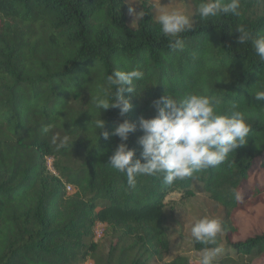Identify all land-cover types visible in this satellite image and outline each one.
Listing matches in <instances>:
<instances>
[{
	"label": "trees",
	"instance_id": "obj_1",
	"mask_svg": "<svg viewBox=\"0 0 264 264\" xmlns=\"http://www.w3.org/2000/svg\"><path fill=\"white\" fill-rule=\"evenodd\" d=\"M192 1L195 11L199 0ZM140 4L145 15L133 27L127 0H0V264H80L88 256L93 264H193L186 254L166 260L165 217L166 197L193 195L195 182L224 210L216 264L264 258V231L235 238L236 212L264 198L258 185L239 192L264 159V100L254 95L264 88V63L251 41L239 44L235 29L264 34V2L242 0L239 17H195L194 29L182 34L183 51L169 49L151 0ZM118 68H139L144 78L124 92L127 113L99 115L92 98ZM168 92L213 95L221 109L237 104L251 127L247 142L217 168L172 185L137 177L130 189L125 174L107 164L121 143L111 133L124 120L136 123L126 143L139 157L140 117H153V102ZM98 115L104 129L95 128ZM47 124L52 132L43 135ZM55 132L71 137L60 150L51 143ZM98 221L115 237L108 249L93 238Z\"/></svg>",
	"mask_w": 264,
	"mask_h": 264
},
{
	"label": "clouds",
	"instance_id": "obj_2",
	"mask_svg": "<svg viewBox=\"0 0 264 264\" xmlns=\"http://www.w3.org/2000/svg\"><path fill=\"white\" fill-rule=\"evenodd\" d=\"M153 6L157 13L154 21L162 35L168 39V47L172 51L184 50L182 34L194 29L195 17L209 20L242 15V0H199L194 12L180 6L164 7L160 0H156ZM129 11L135 18H143L145 15L142 10L136 11L134 6H130ZM235 31L239 33V44L251 41L259 61L264 63V34L253 36L244 25H238ZM143 78L144 72L139 68H118L107 75L100 93L92 98L99 115L102 109L109 108H119L121 114L127 113L132 104L124 92L136 90L134 81ZM254 95L257 100H264V88ZM153 103L155 115L151 118L140 117L139 120V128L143 132L138 138L142 146L139 157L136 156V150L129 148L126 143L129 134L137 131L136 123L124 120L111 133L118 136L121 143L107 164L125 174L130 189L136 187L137 177L159 176L164 185H172L217 168L239 146L246 144L251 131L245 113L237 104L221 109V101L213 95L197 92L175 95L168 92ZM99 115L95 120L96 130L105 127V121ZM52 128L51 124L43 125L41 133L48 135ZM103 136L107 139L109 133L104 131ZM70 141L69 135L61 136L59 132L51 135V143L57 150L66 147ZM235 195L238 199V194ZM224 230L223 222L216 217L204 216L192 223V242L204 246L200 250L197 264H216L217 257L223 252L218 237Z\"/></svg>",
	"mask_w": 264,
	"mask_h": 264
},
{
	"label": "rangeland",
	"instance_id": "obj_3",
	"mask_svg": "<svg viewBox=\"0 0 264 264\" xmlns=\"http://www.w3.org/2000/svg\"><path fill=\"white\" fill-rule=\"evenodd\" d=\"M153 5L156 0H151ZM160 4L164 7H183L190 12H194L192 0H160ZM130 6H134L136 11L142 10L140 0H127V16L131 26H137L140 17L135 18L130 13ZM156 16V9L153 6ZM48 164L52 167V159L48 157ZM253 185L264 188V159H257L251 168L250 177L245 180L240 188V195H245ZM195 193L191 196L182 197L181 192H172L167 197L165 223L170 235V249L166 255V260L178 254H186L190 257L193 264H197L200 251L193 249L192 239L190 237V228L192 223L204 216L216 217L221 219L224 215L223 207L216 201L211 199L204 191L202 184L195 182L193 184ZM68 189V188H67ZM69 190V189H68ZM72 191V190H69ZM236 221L240 228V233L235 237L244 238L248 235L264 231V198L262 201L236 212ZM105 224L97 222L94 231V240H99L101 245L108 249L111 242L115 241V237L105 233ZM94 260L90 256L86 257L80 264H93ZM259 264H264V258L258 260ZM152 264H158L154 261Z\"/></svg>",
	"mask_w": 264,
	"mask_h": 264
},
{
	"label": "built area",
	"instance_id": "obj_4",
	"mask_svg": "<svg viewBox=\"0 0 264 264\" xmlns=\"http://www.w3.org/2000/svg\"><path fill=\"white\" fill-rule=\"evenodd\" d=\"M67 188H68L69 190H73V189H74V186H73L72 184H67Z\"/></svg>",
	"mask_w": 264,
	"mask_h": 264
}]
</instances>
